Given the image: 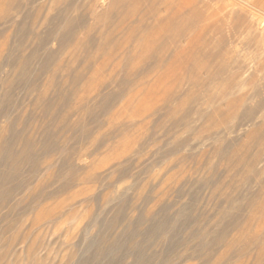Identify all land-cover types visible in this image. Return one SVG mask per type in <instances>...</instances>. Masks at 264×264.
Instances as JSON below:
<instances>
[{
    "label": "rangeland",
    "instance_id": "rangeland-1",
    "mask_svg": "<svg viewBox=\"0 0 264 264\" xmlns=\"http://www.w3.org/2000/svg\"><path fill=\"white\" fill-rule=\"evenodd\" d=\"M171 1L0 0V264H264V0Z\"/></svg>",
    "mask_w": 264,
    "mask_h": 264
},
{
    "label": "bare ground",
    "instance_id": "bare-ground-1",
    "mask_svg": "<svg viewBox=\"0 0 264 264\" xmlns=\"http://www.w3.org/2000/svg\"><path fill=\"white\" fill-rule=\"evenodd\" d=\"M196 0H178L177 2H176V4H181L182 6L184 5V7H186V6H188V5H192V4H194V2H195ZM170 2H172L171 0H170ZM169 4V3H168ZM176 6H178V7H180L179 5H176ZM172 13V12H171ZM91 28V27H90ZM72 53V52H71ZM5 126V125H4ZM3 126L0 128V135L2 136V132H3ZM21 161V159H20V157H17L16 158V160H15V162H20Z\"/></svg>",
    "mask_w": 264,
    "mask_h": 264
}]
</instances>
